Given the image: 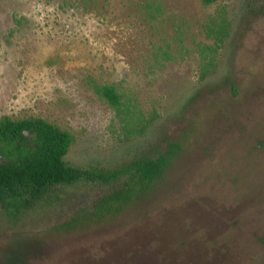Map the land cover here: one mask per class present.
<instances>
[{
    "label": "rangeland",
    "instance_id": "rangeland-1",
    "mask_svg": "<svg viewBox=\"0 0 264 264\" xmlns=\"http://www.w3.org/2000/svg\"><path fill=\"white\" fill-rule=\"evenodd\" d=\"M3 115L70 131L80 168L179 148L100 225L58 228L99 192L84 182L0 207V264H264V0H0Z\"/></svg>",
    "mask_w": 264,
    "mask_h": 264
},
{
    "label": "trees",
    "instance_id": "trees-1",
    "mask_svg": "<svg viewBox=\"0 0 264 264\" xmlns=\"http://www.w3.org/2000/svg\"><path fill=\"white\" fill-rule=\"evenodd\" d=\"M217 1L200 3L208 6ZM94 89L112 107L120 109L124 105L117 86L103 83ZM72 143L70 131L44 118L1 116L0 207L9 214L19 213L56 198L59 187L84 182L99 186V192L72 211L58 228L100 225L144 199L163 179L179 148L169 142L160 150L136 155L110 168H80L64 161Z\"/></svg>",
    "mask_w": 264,
    "mask_h": 264
}]
</instances>
